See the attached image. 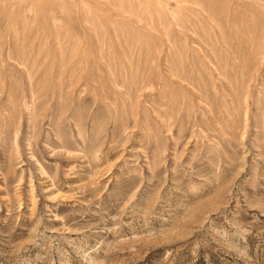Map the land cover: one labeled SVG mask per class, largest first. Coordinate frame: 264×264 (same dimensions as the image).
I'll return each mask as SVG.
<instances>
[{
    "label": "rangeland",
    "instance_id": "obj_1",
    "mask_svg": "<svg viewBox=\"0 0 264 264\" xmlns=\"http://www.w3.org/2000/svg\"><path fill=\"white\" fill-rule=\"evenodd\" d=\"M0 264H264V0H0Z\"/></svg>",
    "mask_w": 264,
    "mask_h": 264
}]
</instances>
